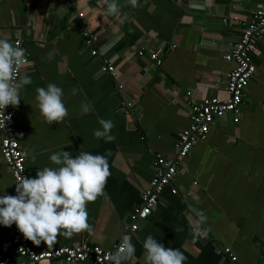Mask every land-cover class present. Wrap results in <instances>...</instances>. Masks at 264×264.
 Listing matches in <instances>:
<instances>
[{
  "label": "crops",
  "instance_id": "1",
  "mask_svg": "<svg viewBox=\"0 0 264 264\" xmlns=\"http://www.w3.org/2000/svg\"><path fill=\"white\" fill-rule=\"evenodd\" d=\"M109 2L118 5L116 15L106 13ZM263 3L0 0V38L20 42L28 56L20 75L32 81L21 88L18 105L11 106L28 176L54 166L48 157L61 150L105 156L110 172L102 194L86 205L90 233L58 235L52 244L29 241L32 249L83 240L113 249L155 174L154 155L173 156L192 103L226 98V74L233 63L223 55L241 33L232 16L245 20ZM84 28L98 36L94 56L82 44ZM151 51L158 53L159 65L148 57ZM251 60L255 72L244 89L238 121L226 113L192 146L152 212L137 222L131 238L135 254L125 264H144L142 242L148 235L181 250L184 264H229L219 252L223 246L237 264H264V37ZM103 61L114 66L115 77L100 71ZM48 83L64 92L68 115L60 123H46L36 108L35 89ZM82 102L91 105L88 114L80 111ZM122 103H129L128 110ZM101 118L113 123L111 142L93 136ZM13 188L0 153V192L9 195ZM11 229L0 226V253L15 259Z\"/></svg>",
  "mask_w": 264,
  "mask_h": 264
},
{
  "label": "clouds",
  "instance_id": "2",
  "mask_svg": "<svg viewBox=\"0 0 264 264\" xmlns=\"http://www.w3.org/2000/svg\"><path fill=\"white\" fill-rule=\"evenodd\" d=\"M135 6L136 0H130ZM119 7L109 2L106 13L116 15ZM26 62L24 49L7 39L0 38V119L6 106H17L20 90L31 84V77L20 75L19 67ZM75 95L77 89H72ZM36 108L48 124L60 123L68 111L64 92L54 83L35 89ZM80 111L88 114L91 105L82 102ZM100 128L93 136L105 142L114 140L110 134L111 120L98 119ZM34 158V157H33ZM51 165L37 169L35 177L19 176L15 183V195L0 192V226L15 224L23 237L34 245L52 244L57 236L70 238L81 232H91L86 205L102 194L110 175L105 156L79 151L73 156L67 151L53 152L48 157ZM198 231V229H197ZM144 264H184L185 255L179 249L166 248L152 235L142 242ZM135 254V246L128 235H123L118 250L109 257V264H125Z\"/></svg>",
  "mask_w": 264,
  "mask_h": 264
},
{
  "label": "built area",
  "instance_id": "3",
  "mask_svg": "<svg viewBox=\"0 0 264 264\" xmlns=\"http://www.w3.org/2000/svg\"><path fill=\"white\" fill-rule=\"evenodd\" d=\"M77 15L78 17L82 16L81 13ZM232 20L239 25L241 33L237 41L223 55L225 61L233 63V68L226 74V98L222 100L210 98L192 103L189 125L178 133L174 143L173 156L154 155L152 163L155 174L150 180L148 188L142 192L141 203L133 208L130 215L131 222L126 226L122 236L128 235L130 239L134 236L138 230L137 222L147 218L152 212L163 189L172 183L178 167L183 163L192 146L207 137L209 129L216 119L224 117L226 113H231L233 121H238L239 106L244 89L255 72L251 55L256 52L257 43L264 37V3L256 8L247 19L232 16ZM226 21L227 19L224 18L223 22L226 23ZM81 38L82 44L89 49L90 55H96L98 36L84 28ZM14 45L21 48L18 40L14 42ZM137 53L140 56L143 55L142 50ZM148 57L157 65L161 63V59L155 51L149 52ZM25 58L24 64L28 59L26 53ZM24 64L19 67V74ZM100 71L111 77L116 76L114 66L106 61L102 62ZM122 104L126 107L125 109L129 107V103ZM5 115L9 117L5 123L3 119H0V153L14 180V188L9 195H15V183L19 176H29L24 166V154L19 145L18 133L15 128L16 116L11 105L6 106ZM171 192L176 193V189L172 188ZM121 238L111 250H104L96 244L83 240L72 245L37 251L30 247L29 240L25 239L13 224L10 242L15 259L10 255L0 253V264H62V262L76 264L87 261L90 264H109V257L118 250ZM219 252L229 264H237V258L229 247H220Z\"/></svg>",
  "mask_w": 264,
  "mask_h": 264
},
{
  "label": "water",
  "instance_id": "4",
  "mask_svg": "<svg viewBox=\"0 0 264 264\" xmlns=\"http://www.w3.org/2000/svg\"><path fill=\"white\" fill-rule=\"evenodd\" d=\"M261 255H264V248L262 249V251H261V253H260Z\"/></svg>",
  "mask_w": 264,
  "mask_h": 264
}]
</instances>
